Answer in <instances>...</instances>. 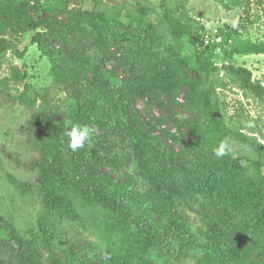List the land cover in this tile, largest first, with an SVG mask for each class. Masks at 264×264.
<instances>
[{
  "label": "trees",
  "instance_id": "trees-1",
  "mask_svg": "<svg viewBox=\"0 0 264 264\" xmlns=\"http://www.w3.org/2000/svg\"><path fill=\"white\" fill-rule=\"evenodd\" d=\"M135 1L139 4L137 13L148 16L147 6L140 4L143 0ZM167 1L161 0L165 14L157 24L149 23L148 28L154 32L146 37L131 42L127 33L120 35L112 30L118 46L123 47L121 40L131 44L127 46V67L134 83L122 92L117 89L110 93L99 84L84 86L86 79L81 70L90 62L83 60L74 49L77 44L68 41L64 32L60 35L72 55L67 58L54 52L49 34L37 32L43 26L42 18L35 20L26 15L27 9H33L30 0H17L16 4L4 0L0 4V67L9 64L10 55L23 59L26 52L20 51L21 37L36 32L32 43L49 57L58 88L69 87L76 106L89 104V96L93 95L95 99L89 106L98 105L100 113L115 117L109 124L98 117L100 114L79 118L73 117V112L63 114L52 103L54 87L38 90L29 82L28 72L12 65L9 74L0 77V98L7 97L31 113L21 131L35 154L31 169L37 171V177L34 185L17 181L13 185L37 192L41 198L39 229L31 237L19 235L12 221L0 216V264H149L145 254L154 250L177 253L182 261L193 258L195 264H264V146L256 131L246 132L228 121L218 91L227 83H221L216 75L222 71L226 78L236 77L244 95L262 103L264 86L245 67H219L204 58L197 63L198 78H184L179 69L180 54L174 53L172 46L175 41L189 38L196 48L204 47L206 40L201 32L205 28L184 5L172 9ZM35 7L38 13L37 4ZM124 8L126 4L112 9L120 12ZM87 16L82 13V17ZM92 34L98 39L96 45L103 43L99 47L109 58L111 44L102 42L97 29ZM258 54H264V48ZM183 86L187 87V101L198 111L196 135L201 141L186 143L190 159L159 138L143 136L128 111L138 94L155 97L182 127L183 120L173 107L160 100L157 92L166 93L172 102L180 104L176 97ZM98 93L104 95V102ZM192 107L182 105L188 112ZM73 125L91 132L90 141L77 151L69 147L67 135ZM98 129H109L111 137L98 135ZM222 142H227L229 150L217 158L214 152ZM91 147L93 152L89 151ZM88 154V158L82 157ZM19 156L15 160L8 154L22 164ZM99 167L120 177L112 179L101 174ZM252 190L257 191L258 198L246 197V192ZM188 211L201 218L199 233L187 222ZM100 218L110 241L104 250L87 239L71 240L60 233L61 223L83 232ZM132 226L136 230L130 233ZM61 252L68 255V262Z\"/></svg>",
  "mask_w": 264,
  "mask_h": 264
},
{
  "label": "rangeland",
  "instance_id": "rangeland-1",
  "mask_svg": "<svg viewBox=\"0 0 264 264\" xmlns=\"http://www.w3.org/2000/svg\"><path fill=\"white\" fill-rule=\"evenodd\" d=\"M16 4L17 0H10ZM4 0H0V4ZM11 4H8L9 6ZM33 9H27L26 15L38 20L42 18L43 26L37 32L48 33L47 37L50 46L56 54L71 57V51L65 46L61 32L68 41L77 44L74 48L83 60L89 61L90 66L82 71V77L86 79L84 86L99 84L108 93L112 90L122 92L128 86H133V80L128 73L127 56L130 43L123 41V47L115 42L112 30L120 35L128 34L131 42L133 39H142L153 33L148 28L149 23L157 24L164 16L165 11L161 7V0H143L141 5L147 6L148 16L137 13L139 4L135 0H30ZM39 9L35 13V5ZM126 4L127 8L120 12H114L113 7ZM184 5L187 11L196 18L198 23L205 30L201 32L206 43L204 47L196 48L189 38L175 41L172 46L174 53L180 54V72L186 79L196 80L198 75L195 70L200 58L211 61L215 66L235 65L249 69L253 79L264 86V54L258 52L264 48V0H168L169 8H178ZM87 13V17H82ZM104 19L105 21H103ZM107 23H111L108 25ZM117 26H116V25ZM47 26H51L49 31ZM97 29L102 34V42H109L110 52L107 58L104 51L95 44L98 41L92 34ZM238 34H234L237 32ZM36 32H30L21 37L19 43L20 51L26 52L23 59L10 55L9 64L0 67V77L9 74V67L12 65L21 72L29 74V82L38 90L54 87L52 103L59 106L63 114L71 115L76 113L75 118L85 114H100L102 120L113 124L115 117L112 113H100L98 105L94 108L89 104L95 97L89 96V104L78 105L72 99L70 88L61 89L56 85L52 63L48 56L39 50L37 44L32 43V37ZM122 39V38H121ZM104 43V44H105ZM60 52V53H58ZM105 54V55H104ZM159 57V56H158ZM164 59V57H163ZM186 60V61H183ZM222 72V71H221ZM221 72L216 75L218 80L227 83V87L219 89L221 98L225 103V109L229 117L228 121L240 125L246 132L254 130L257 138L264 146V103L252 97H246L239 88V81L236 77H222ZM94 82V83H93ZM116 88V89H115ZM176 97L177 101L187 107L193 105L187 101V87L183 86ZM104 102V95L97 94ZM160 100L165 101L173 107L175 112L183 120L178 127L170 114L159 104L155 97L138 94L129 109V115L135 128L143 133V136L156 137L165 144L171 146L182 157L187 158L186 143L201 142L196 135L198 130L196 110L188 112L182 109V105L172 102L164 92H157ZM85 96H83V99ZM105 99V103H106ZM115 104H118L117 102ZM117 108V107H116ZM197 108V107H195ZM96 116V115H95ZM31 118V113L24 110L17 103L11 102L7 97L0 98V216L13 222L19 235L31 237L33 232L39 229L38 214L41 210V198L37 192L29 189L19 190L13 185V181L23 184L35 183L37 171L31 169L32 160L35 157L28 138L22 133L21 127ZM59 119L62 116H58ZM195 126V127H193ZM109 129H98V135L111 137ZM200 144V143H199ZM235 147V150H239ZM93 152V147L89 149ZM88 151V152H89ZM8 152V153H7ZM15 160H21L18 164ZM90 155L83 156L88 158ZM190 159V157H188ZM24 163V164H23ZM131 170L135 172V168ZM101 174H107L112 179L120 176L110 174L106 167H99ZM264 173V170H263ZM141 189L144 188L142 184ZM246 197L258 198L257 191H247ZM92 207H97L88 204ZM186 220L193 226V230L201 231V218L198 214L188 211ZM42 222V221H41ZM62 234H67L71 240L85 242V239L95 244L99 249L104 250L108 242L105 226L101 225V218L92 221L89 230L77 231L72 225L59 224ZM135 226L129 229L130 233L135 232ZM4 233V232H3ZM128 236L130 234H127ZM135 240V239H134ZM136 241V240H135ZM66 243V242H65ZM84 244H82L83 246ZM62 259L68 262V255L60 253ZM149 264H195L194 259L182 261L178 259L177 253L154 250L145 254Z\"/></svg>",
  "mask_w": 264,
  "mask_h": 264
},
{
  "label": "clouds",
  "instance_id": "clouds-1",
  "mask_svg": "<svg viewBox=\"0 0 264 264\" xmlns=\"http://www.w3.org/2000/svg\"><path fill=\"white\" fill-rule=\"evenodd\" d=\"M67 135L70 137L69 147L73 151H77L84 147L85 143L89 142L91 139L90 130L87 127H82L80 125H73ZM228 150L227 142H222L215 150L214 154L217 158H220L225 156Z\"/></svg>",
  "mask_w": 264,
  "mask_h": 264
},
{
  "label": "built area",
  "instance_id": "built-area-1",
  "mask_svg": "<svg viewBox=\"0 0 264 264\" xmlns=\"http://www.w3.org/2000/svg\"><path fill=\"white\" fill-rule=\"evenodd\" d=\"M221 76H222V77H224V76H225V74H224L223 72H221Z\"/></svg>",
  "mask_w": 264,
  "mask_h": 264
}]
</instances>
